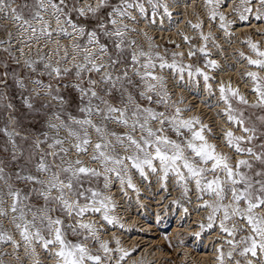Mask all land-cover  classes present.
Returning <instances> with one entry per match:
<instances>
[{
    "label": "snow or ice",
    "instance_id": "1",
    "mask_svg": "<svg viewBox=\"0 0 264 264\" xmlns=\"http://www.w3.org/2000/svg\"><path fill=\"white\" fill-rule=\"evenodd\" d=\"M177 2L33 0L18 6L15 0H0V19L18 25V37H47L55 44L48 59L42 53L33 59L24 55L21 41L22 66L30 72L9 71L7 64L0 72V102L9 110L14 108L7 95L11 79L32 121L31 127H24L9 111L7 123L0 128L6 138V158H0V217H6L18 234L17 239L0 227V243L11 244L13 255L23 245L31 264H41L39 246L52 264H122L131 249L122 247L116 236L112 237L115 247H110L109 240L100 236L104 224L87 218L99 215L107 225L125 227L112 214L116 208L112 195L102 191L98 181L102 178L103 189H108L118 180L119 192L127 196L126 188L140 192L134 174L142 180L155 176L165 191L172 174L181 196H188L194 185L197 209H208L207 223H200L195 236L199 238L205 228L217 229L216 264H264V114L255 119L246 116L240 107L249 105L244 94L231 81L216 84L218 101L224 105L220 111L240 129L236 134L226 128L222 136L229 149L241 154L235 160L210 142L205 131L211 134V129L198 115L183 116L190 106L180 107L182 96L171 100L168 73L177 87L199 84L202 78L203 89L211 97L210 81L215 77L205 69H219L218 62L209 59L207 44L209 38L214 42L213 33L204 30L199 18L195 23L186 21L199 37L198 46L192 36L179 33L189 45V58L202 55L201 67L186 61L183 51H172L171 58L167 50L162 54L159 45L151 43L152 37L138 27L141 21L145 26L155 24L157 16L161 26L164 17L171 23V5ZM255 3L253 10L251 0L238 4L204 0L210 25L216 22L226 36L234 23L230 13L238 14L240 21H247L249 14L264 18V0ZM13 31L7 33L8 43L0 41V46L15 63ZM137 32L149 41L147 49L133 38ZM54 33L67 43L51 40ZM246 43L254 55L243 51L239 55L255 69L243 73L256 96L250 106L264 112V47L250 37ZM257 138L259 145L254 143ZM171 204H179L182 213L189 211L179 199ZM69 232L76 238L70 239ZM93 243L98 247L93 248Z\"/></svg>",
    "mask_w": 264,
    "mask_h": 264
},
{
    "label": "bare ground",
    "instance_id": "2",
    "mask_svg": "<svg viewBox=\"0 0 264 264\" xmlns=\"http://www.w3.org/2000/svg\"><path fill=\"white\" fill-rule=\"evenodd\" d=\"M169 2L171 4V0H169ZM239 2L240 0H230V3L233 4H238ZM251 2L253 4V10H255V0H251ZM171 8V23L167 17H164L163 25L161 26L160 17L157 16L155 18V24L145 26L143 21H141L138 27L144 28L148 36L152 37L151 43L159 45L157 50L162 54H165V50H167V55L171 58L170 53L172 51H183L185 53L184 59L189 62H193L194 56L191 58L187 56L189 45L184 42L179 33L183 31L192 36V43H196L197 46L200 40L198 35L194 34V30L186 21L191 20L195 23L197 18L202 19L204 30L213 33L214 42L213 38H209L207 47L209 59L216 60L219 64V69H205L210 72L211 76L215 77V80L210 81L213 83V95L209 97L204 91L202 78H200L199 84L193 83L187 87L183 85L177 87L171 73H168V88L173 94L171 97L172 101L178 100L182 96L183 102L180 107L183 108L185 105L190 106L187 111L182 113L183 116L198 115L201 122L207 124L211 129V134H209L207 130L205 131V135L210 142L217 145L218 151L227 152L229 156L235 160L241 154L236 153L234 149H229L223 142L222 136L223 130L226 128H232L233 132L236 134L240 133V129L236 125L229 123L225 115L220 111L224 105L222 102L218 101L219 92L216 88V84L221 80L226 83L231 81L232 85L237 87L249 101V105L242 106L251 107L250 105L256 100V96L251 90L250 78L244 77L243 73L247 70L255 69L253 66L248 65L245 59L240 57L239 52L243 51L247 55H254L247 46V37H250L253 41L259 42L260 46L264 47V18L256 19L249 14V19L247 21H240L238 14L230 13V19H232L234 23L230 26L231 34L226 36L223 30L219 29L216 22H212L210 25L207 17V10L204 6V0H178L176 4L171 5ZM222 10L230 12L227 8ZM148 15L151 19L150 11ZM73 16L75 15L73 14ZM0 26L6 29L5 32L0 35V41H3L5 44L8 43V31L15 28V31L12 32L13 42L11 43V50L15 53L16 62L11 63L12 66L20 65L22 67L21 70L30 72V69L22 66V58L19 52L21 41L23 42L24 55H30L33 59L36 58L38 53H42L45 59H48L49 50H55V44L51 43L47 37H40L38 40H27L24 39L23 36L18 37L16 35V32L20 30L18 25H13L9 20L0 19ZM52 27H55L54 21L52 22ZM30 35L31 33H29V36ZM132 36L139 44L147 49L149 41L143 33H133ZM57 39H60L61 44L67 43L66 39L57 37L54 33L51 40L55 41ZM83 39H86V37ZM170 41H174V43ZM177 45L180 47L177 48ZM68 52L69 58H71V48L68 49ZM60 54L63 56V49H61ZM196 56L203 59L202 55L199 53H197ZM51 58L53 62H55V55ZM1 59H5L8 62L11 61L8 53L3 51L2 46H0V60ZM37 63L39 64V61H37ZM64 63L67 64L68 61L66 60ZM199 65L201 67L204 66L203 62L199 63ZM184 83H187L186 74ZM204 101L208 102L205 103ZM255 109L260 108L256 107ZM133 180L140 188L139 193L126 188L128 195L125 196L124 193L119 192V181L115 179L108 189H104L106 193L112 195L113 201L116 204V208L112 210V214L120 219L121 223L125 225L124 228L107 225L106 222L101 220L99 215L95 217L89 215L87 217L89 219L94 218L98 224H104V229L100 232V236L102 239L109 240L110 247H115L112 237L116 236L119 237L122 247L131 249L122 261V264H155L157 263V258L158 262L161 259H169L170 264H216L215 243L220 241L217 240L214 242L213 237L220 235L217 229L213 228L210 230L205 228L201 232L199 238L195 236V233L199 230L200 223H207L206 217L208 209L204 207L197 209L196 206L199 201L196 198L197 193L195 192L194 185L190 186L191 191L188 196H182L183 201L180 202L189 209L188 212L182 213L180 205L171 204L172 200L177 199L178 193L176 189L178 188V190H181L175 185L174 176L172 174H169V178L166 181V191L159 186L158 179L155 176H152L150 180H142L139 178L138 174H134ZM2 187V182H0V188ZM204 198L211 199L209 196H205ZM0 224L2 225L1 227L11 231L18 239V234L6 217H0ZM162 229H169L170 239L175 248L174 255L180 252L182 254L181 258L170 260V256L166 255L167 253L156 250L154 245L160 246L163 241V239L159 237L161 236ZM187 237H191V240L194 241L190 246L183 245L184 242H182V240H186ZM196 244L198 249H196ZM96 247H98V245ZM192 250L194 254H192ZM13 251L11 244L0 243V253H6L5 255H0V260L5 261L6 264H17V260H19L20 264H31V257L25 254L23 245L15 250L16 255L12 254ZM37 252L41 264H52V260L49 259L48 253L40 249L39 246H37ZM151 259L153 260L151 261Z\"/></svg>",
    "mask_w": 264,
    "mask_h": 264
},
{
    "label": "rangeland",
    "instance_id": "3",
    "mask_svg": "<svg viewBox=\"0 0 264 264\" xmlns=\"http://www.w3.org/2000/svg\"><path fill=\"white\" fill-rule=\"evenodd\" d=\"M15 2L17 4L19 3L18 6H23V5H26V4H31L33 2V0H25V1H23V0H17L16 1L15 0ZM234 4H236V3H234ZM21 10L23 11L25 16L28 15V10H27L26 7L22 8ZM73 19H76V17L73 16ZM2 30H3V28H0V31H2ZM196 57L195 56L193 57V63H197V62L198 63H202L203 62L202 58H200L198 56H196ZM7 62L8 61L5 60V59H1L0 60V72L3 71L4 64H7L9 71L15 70L18 73H20L21 75L25 74V72L21 71V68L19 66H12V63H11L12 61H10L8 63ZM7 84H8V88H7L8 99L14 105V108L12 110H9V109H7L4 106V104L2 102H0V128H3L4 125L7 123V114L9 113V111H11V113L17 117V119L21 122V124L24 127H31L32 121H31L30 117L25 115L28 112V110L26 108H24V106H23V102H22V100L20 98V95H21L20 90L15 88V86L13 85L11 79H9L7 81ZM66 95H67L69 100L72 99V95L73 94L70 91L67 92ZM234 103H236V102L234 101ZM240 107L244 108L245 115L248 116V117H251L252 119H255V117H258V116L264 114V112H262L261 109H255V108H252V107L242 106V105H240ZM169 134L172 135L173 138H176L174 133L169 132ZM5 140H6V138L3 136L2 133H0V158H6V154L4 153ZM254 143L259 145V143H260L259 138H257V140ZM10 170H11V167L9 169H6V171H10ZM17 186H22V185L18 184ZM97 186L100 187L102 191H104V189L102 187L103 186V179L102 178L98 181ZM176 191L178 193L177 194L178 195L177 199L179 198L180 201H183L182 198L184 196L183 197L181 196V190H178V188H177ZM168 224H169V222H168ZM168 224H167V226H168ZM1 226L2 225L0 224V227ZM159 237H161V239H163V241H162V244L160 246L154 245L156 250H160L163 253H167L166 255L170 256L169 257L170 260H173L174 258L176 260V259H179V258L182 257V254L180 252H178L176 255H174V251H175L174 249L175 248H174V244H173L172 240L170 239L169 229H162L161 236H159ZM69 238L70 239H75L76 237L73 236L71 234V232H69ZM237 238H239V237H237ZM182 242H184V244H183L184 246H190L191 243L192 244L194 243V241L191 240V237H187L186 240H182ZM91 246L93 248H95L97 245L95 243H93ZM196 249H198L197 244H196ZM192 254H194L193 250H192ZM152 260L153 259H151V261ZM156 262L159 263V264H167V263L170 264L169 263V259H166V260L165 259H161L158 262V258H157ZM157 263H155V264H157Z\"/></svg>",
    "mask_w": 264,
    "mask_h": 264
},
{
    "label": "flooded vegetation",
    "instance_id": "4",
    "mask_svg": "<svg viewBox=\"0 0 264 264\" xmlns=\"http://www.w3.org/2000/svg\"><path fill=\"white\" fill-rule=\"evenodd\" d=\"M16 1H17V0H16ZM23 1H25V0H23ZM15 3H16V2H15ZM16 4H17V3H16ZM17 5H19V3H18ZM93 23H94V22H93ZM0 28H3V30L0 31V35H1L2 33L5 32L6 29H5L4 27H1V26H0ZM40 66H41V65H40ZM19 67L22 68L20 65H19ZM21 71L25 72L26 70H21ZM29 71H30V70H29ZM21 73H22V72H21ZM25 73H28V71H26Z\"/></svg>",
    "mask_w": 264,
    "mask_h": 264
}]
</instances>
